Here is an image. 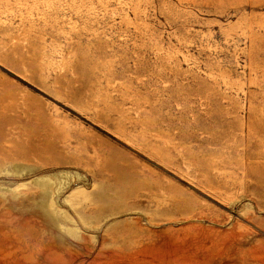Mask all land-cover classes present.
<instances>
[{"label": "rangeland", "instance_id": "obj_1", "mask_svg": "<svg viewBox=\"0 0 264 264\" xmlns=\"http://www.w3.org/2000/svg\"><path fill=\"white\" fill-rule=\"evenodd\" d=\"M0 264H264V0H0Z\"/></svg>", "mask_w": 264, "mask_h": 264}]
</instances>
